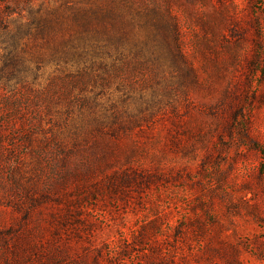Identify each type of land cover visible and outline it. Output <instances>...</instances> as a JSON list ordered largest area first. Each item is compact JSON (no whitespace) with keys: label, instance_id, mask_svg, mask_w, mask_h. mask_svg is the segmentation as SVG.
<instances>
[{"label":"rangeland","instance_id":"rangeland-1","mask_svg":"<svg viewBox=\"0 0 264 264\" xmlns=\"http://www.w3.org/2000/svg\"><path fill=\"white\" fill-rule=\"evenodd\" d=\"M104 1L138 24L67 62L0 26V264H264V0ZM127 171L159 178L112 193Z\"/></svg>","mask_w":264,"mask_h":264},{"label":"trees","instance_id":"trees-1","mask_svg":"<svg viewBox=\"0 0 264 264\" xmlns=\"http://www.w3.org/2000/svg\"><path fill=\"white\" fill-rule=\"evenodd\" d=\"M34 1L35 0H0V26L3 28V31H6L5 37H3L4 40L6 37L9 39L19 33V31H17L14 35L13 32L8 30V26L10 25V20H8V18L16 13L17 17L13 19V21L24 19V31L29 33L28 35L32 34L35 37L41 34L43 35V33L47 35L48 37L45 39L42 37V35L40 36L41 38H43L40 41L46 44L47 50V53L38 55L40 60L51 59L62 62L69 61V54L71 53L69 47H72L74 51L77 50L78 44L74 42V39L83 38V36L79 37V34H81V32L83 31L87 33L94 32V34L96 35L107 34V38L109 40L115 39V35L112 34H116L117 40H115L117 42L121 41L122 44V39H125L126 36L129 35L128 31L131 30L134 25L138 24H125V20L123 19L122 15L120 22L118 19L120 18L119 15L122 13L109 6L108 2L104 4V0H94L93 2H89L87 6L78 8L70 7V5L65 4L64 8L62 10L59 9L58 12H44L41 14V17L36 18L35 12L39 11L40 13V8L38 7V11H34L31 8V5L33 6ZM41 1L43 2L44 0ZM110 1L114 2L116 0ZM23 4H28L26 10L27 13L25 15L22 14V12L24 11L22 8ZM152 17L153 16L150 13L146 12L142 13L139 19L143 23L142 26L145 28V35L143 40L147 42H154V40L158 37L157 34L159 32H157V30L162 29V26L159 24V22L154 21ZM48 25L50 29L44 32V27L46 28ZM65 33H67L66 37ZM133 44L134 46L136 45V40L134 39ZM176 50L180 52L178 49ZM17 62L18 60L11 61V64L13 65V67H15V69ZM11 120L12 119H9L10 124H8V126L13 127ZM3 125L4 124L0 122V134L3 133ZM4 144V139L0 138L1 149L3 148L2 146H4ZM1 153L3 152H1L0 150V154ZM158 178V173H149L147 171H127L125 173L120 172L109 175L107 177V182L109 184V187L113 188L112 193H116V191L114 190L119 187V185L145 184L147 182L157 180ZM80 187L81 189H83L81 185ZM60 215H62V213ZM60 219L62 220V218ZM209 250L211 252H215L212 248ZM194 264L205 263L195 261ZM209 264L218 263L216 261H211Z\"/></svg>","mask_w":264,"mask_h":264}]
</instances>
